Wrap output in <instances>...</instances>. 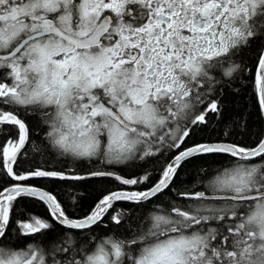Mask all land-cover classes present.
<instances>
[{"label": "snow or ice", "instance_id": "6c2138e0", "mask_svg": "<svg viewBox=\"0 0 264 264\" xmlns=\"http://www.w3.org/2000/svg\"><path fill=\"white\" fill-rule=\"evenodd\" d=\"M237 73L264 120V0H0V126L16 132L0 143V264H132L150 237L167 238L154 264H264V132L245 144L226 127L223 138L187 145L207 116H221ZM37 128L75 163H34ZM164 153L158 169L125 176L118 167ZM208 157L228 166L204 170L203 190L177 194L190 202L156 205L151 227L149 214L135 231L126 224L117 202L152 203L184 163ZM93 179L119 187L83 216L49 187ZM25 199L47 217L28 213ZM49 232L67 243L5 246L12 233Z\"/></svg>", "mask_w": 264, "mask_h": 264}, {"label": "trees", "instance_id": "16d2710c", "mask_svg": "<svg viewBox=\"0 0 264 264\" xmlns=\"http://www.w3.org/2000/svg\"><path fill=\"white\" fill-rule=\"evenodd\" d=\"M214 75L219 79L222 76L221 70H215ZM243 75L242 73L236 74L235 81L227 88H225L224 101H223V112L219 118L215 114H210L206 117L208 123L206 126H201L196 129L192 139L187 141V145H191L193 142L209 141L211 139L223 138V132L226 127L231 129L232 135L239 133V139L241 143L252 144L256 139L259 138L261 132H264V120H262L259 114L252 111V105L249 98V91L243 87ZM239 89V91H234ZM247 121L243 132L240 131V125ZM31 123V121H29ZM47 129L44 128L42 131L40 128L36 129V133L33 136V143L39 152H33L29 147V157L35 158L34 163H41L47 161L48 167H61V163L57 161H65L70 165L74 164L71 158H59L56 156V151L51 149L46 140L44 139ZM16 136V132L11 130L9 127L0 126V143L5 142L6 139ZM186 145V146H187ZM169 158L168 153H164L157 157L148 159L147 161H134L130 162L127 166H118L122 174L125 176H131L139 173L143 170L158 169L163 163L167 162ZM26 163L21 159V166H26ZM228 160L225 157L207 159H192L184 163L183 167L179 170V175L175 177L174 184L172 185L171 191H166L159 199H154L152 203H145L143 207H134L130 202H117V209H124L125 214L130 217L126 221L127 225L133 226L135 231V225L140 224L141 227L146 222L147 215L156 210V205L166 207L169 203L174 200L188 201L186 197H178L180 192H192L203 190L207 184L204 170H207L210 174H214L217 169L222 166H228ZM82 167H87V162H84ZM158 179V176L154 175L152 181ZM31 183L38 186H43L46 181L35 179ZM116 185L119 187L117 182L111 179H105L103 181L93 179L82 184L72 186L69 185L64 187L60 184H49V187L53 188L55 193L60 199H62L65 205L70 206V212L75 210V214L83 216L89 212L94 206V203L98 198L105 194L108 190H116ZM150 185H145L148 187ZM75 201V204H73ZM24 209L31 214L38 215L41 217H47L48 213L45 206L33 199H25L20 202ZM141 216L145 219H139ZM107 219V218H106ZM105 225H100L96 229L98 234H103ZM10 233L12 232L9 229ZM55 232H49L48 236L43 240H19L15 233L9 236L5 246L10 247L13 250H19L18 245L23 246L26 250L27 243H35L41 247L47 246L49 249L59 247L61 242L67 243L65 237L55 238Z\"/></svg>", "mask_w": 264, "mask_h": 264}, {"label": "clouds", "instance_id": "9594fccd", "mask_svg": "<svg viewBox=\"0 0 264 264\" xmlns=\"http://www.w3.org/2000/svg\"><path fill=\"white\" fill-rule=\"evenodd\" d=\"M69 141H71V131L68 133ZM44 139L46 140L48 146L53 149L56 152H59L62 150V145L55 143V140L58 139L57 137H49L47 134H45ZM77 142H79V138H77ZM70 150H75V145L69 143ZM153 213H149L148 216V226L151 227ZM160 232H164L165 228L163 225H161L160 229H158ZM166 237L165 238H153L150 237L149 241L142 247V249L135 255L132 264H154V261L157 259V256L154 254L155 249H157L159 246H162L166 243ZM123 259V257H121ZM118 264V262H117Z\"/></svg>", "mask_w": 264, "mask_h": 264}]
</instances>
